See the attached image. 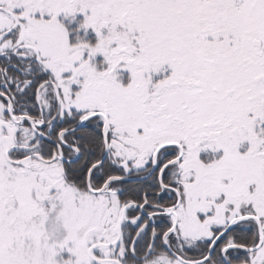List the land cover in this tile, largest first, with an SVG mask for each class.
Here are the masks:
<instances>
[{
    "label": "snow or ice",
    "instance_id": "6c2138e0",
    "mask_svg": "<svg viewBox=\"0 0 264 264\" xmlns=\"http://www.w3.org/2000/svg\"><path fill=\"white\" fill-rule=\"evenodd\" d=\"M0 264H264V0H0Z\"/></svg>",
    "mask_w": 264,
    "mask_h": 264
}]
</instances>
